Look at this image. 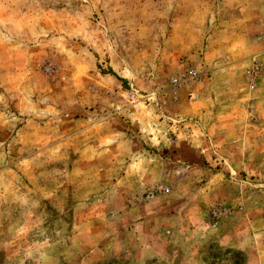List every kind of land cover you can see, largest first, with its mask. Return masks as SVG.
Wrapping results in <instances>:
<instances>
[{"label":"rangeland","instance_id":"rangeland-1","mask_svg":"<svg viewBox=\"0 0 264 264\" xmlns=\"http://www.w3.org/2000/svg\"><path fill=\"white\" fill-rule=\"evenodd\" d=\"M0 264H264V0H0Z\"/></svg>","mask_w":264,"mask_h":264},{"label":"built area","instance_id":"built-area-1","mask_svg":"<svg viewBox=\"0 0 264 264\" xmlns=\"http://www.w3.org/2000/svg\"><path fill=\"white\" fill-rule=\"evenodd\" d=\"M50 69V67H49ZM262 72V63L260 59L255 57L252 66L248 69V82L252 88L257 86L258 80L260 78ZM203 74L193 66H187L183 68L179 73H177L171 79V87L175 94L178 93V90L183 87L184 85L196 84L198 81L202 79ZM134 96V94H133ZM192 96H195V93L192 92ZM214 215L219 217L223 212H228L227 207H221L214 209Z\"/></svg>","mask_w":264,"mask_h":264},{"label":"crops","instance_id":"crops-1","mask_svg":"<svg viewBox=\"0 0 264 264\" xmlns=\"http://www.w3.org/2000/svg\"><path fill=\"white\" fill-rule=\"evenodd\" d=\"M219 102H221V104H219ZM212 104H213V107L211 108L212 109L211 114H212L213 119H215V120H213V122L210 123L211 125H208L209 126L208 127V131H209L208 135L210 137L209 138L210 140L206 139L205 143L201 144L202 148L206 147L205 149H207V147H208V150L211 151V153H208V152L206 153L207 157H209V156L212 157L213 154H215L212 152H215L214 149L218 145L217 139L214 137V134H213L214 132H212V131H217L221 128L220 125H225L222 117H219V115H218L219 112H217L218 109L224 110V106H223L224 103H222L221 99H219V100L215 99V100H213ZM249 107H250V105H249ZM224 112H225V110H224ZM218 125H219V127H218Z\"/></svg>","mask_w":264,"mask_h":264}]
</instances>
